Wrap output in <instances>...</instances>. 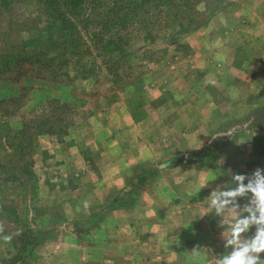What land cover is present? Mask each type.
Segmentation results:
<instances>
[{"label":"rangeland","instance_id":"obj_1","mask_svg":"<svg viewBox=\"0 0 264 264\" xmlns=\"http://www.w3.org/2000/svg\"><path fill=\"white\" fill-rule=\"evenodd\" d=\"M110 6L85 9L68 64L0 69V264H210L202 183L264 168V0ZM51 15L0 0V62L49 45Z\"/></svg>","mask_w":264,"mask_h":264},{"label":"clouds","instance_id":"obj_2","mask_svg":"<svg viewBox=\"0 0 264 264\" xmlns=\"http://www.w3.org/2000/svg\"><path fill=\"white\" fill-rule=\"evenodd\" d=\"M222 163L219 174L201 186L210 188L203 200L206 211L202 216L212 214L222 229L224 251L214 255L210 264H264V168L256 167L250 174L236 173L231 168L221 170ZM221 176L228 180L212 187L210 182ZM10 239L4 237L6 242Z\"/></svg>","mask_w":264,"mask_h":264},{"label":"trees","instance_id":"obj_3","mask_svg":"<svg viewBox=\"0 0 264 264\" xmlns=\"http://www.w3.org/2000/svg\"><path fill=\"white\" fill-rule=\"evenodd\" d=\"M98 2L99 0H43V4L48 13L52 14L50 18L52 24H56L55 30H57L55 34L49 33V45L45 43L44 39H32L27 43V45L31 47L30 52L26 53L24 56L15 58L13 56L5 57V61L1 60L0 62V69L1 67H10L11 62L14 64L18 62L27 63V65L39 69L40 67L47 68L46 66H49L50 69L54 68L55 61L57 60H61V64H68L67 58H65L66 55H68V53L69 55H76V53H78V48L76 47L78 42L75 35L77 26L82 25L83 21L89 18V16L85 15V9ZM148 2L149 0H111L109 11L110 13L113 11V21L114 19H119L121 13H126L125 15L127 17L133 14L134 17L136 16L135 11L137 9L140 11L144 3ZM57 24H59L58 27ZM69 26L70 28H66ZM187 26L188 24H186V26L181 25L182 32L185 31V27ZM96 39L97 36L93 39V44L97 43ZM122 41V36L116 34L115 36L107 38L103 44H100V48L108 53H119V48L122 47ZM44 43L46 46H44ZM45 47L47 49L46 52L42 51ZM139 83L140 81L132 82L128 86H138Z\"/></svg>","mask_w":264,"mask_h":264},{"label":"crops","instance_id":"obj_4","mask_svg":"<svg viewBox=\"0 0 264 264\" xmlns=\"http://www.w3.org/2000/svg\"><path fill=\"white\" fill-rule=\"evenodd\" d=\"M215 99V98H214ZM210 100V102H212L213 100L212 99H209Z\"/></svg>","mask_w":264,"mask_h":264}]
</instances>
